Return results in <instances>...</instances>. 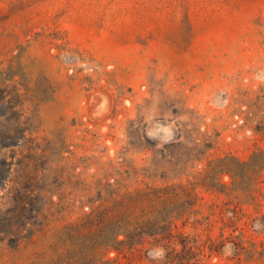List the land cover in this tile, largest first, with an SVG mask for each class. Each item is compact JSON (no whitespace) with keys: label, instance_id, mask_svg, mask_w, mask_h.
Returning <instances> with one entry per match:
<instances>
[{"label":"rangeland","instance_id":"rangeland-1","mask_svg":"<svg viewBox=\"0 0 264 264\" xmlns=\"http://www.w3.org/2000/svg\"><path fill=\"white\" fill-rule=\"evenodd\" d=\"M189 180L217 185L199 221L89 257L264 264V0H0V264L79 250L101 191Z\"/></svg>","mask_w":264,"mask_h":264},{"label":"trees","instance_id":"trees-1","mask_svg":"<svg viewBox=\"0 0 264 264\" xmlns=\"http://www.w3.org/2000/svg\"><path fill=\"white\" fill-rule=\"evenodd\" d=\"M236 162L238 165L246 164ZM223 171L230 173L232 169L224 168ZM198 186L207 189L217 188V185L210 181L189 180L162 185L148 183L145 188L128 189L121 193L120 197H115L112 192L104 194L101 191L98 205L94 203V199L85 202L89 209L84 211L82 221L77 228L81 233L78 238L82 239L77 241L79 250L68 248L67 252L55 253L47 258L37 259L31 264H110L105 254L89 257V250H103L104 253L109 249L133 250L138 243L148 237L166 242L176 235L173 225L177 224L178 220L183 222L200 220L198 210L195 208ZM181 191L187 197H183ZM74 234L71 231L67 240L74 241ZM182 239L183 247L186 250L190 249L187 237L183 236ZM57 249L58 245H54L53 250ZM211 250L219 252L213 247ZM188 253L189 255L175 254L179 264H200L195 250L190 249Z\"/></svg>","mask_w":264,"mask_h":264}]
</instances>
